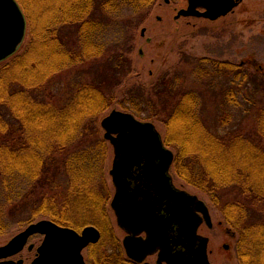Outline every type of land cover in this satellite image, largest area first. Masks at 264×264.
<instances>
[{"label": "trees", "instance_id": "trees-1", "mask_svg": "<svg viewBox=\"0 0 264 264\" xmlns=\"http://www.w3.org/2000/svg\"><path fill=\"white\" fill-rule=\"evenodd\" d=\"M17 1L30 33L25 52L0 69V234L9 230L7 207L39 190L30 220L50 218L78 229L94 225L102 239L88 250L92 264H132L107 212L109 144L99 122L118 105L164 124L165 144L176 151L175 175L205 194L238 234V263L264 264V76L242 65L198 59L193 75L209 78L219 98L212 119L204 117L202 95L180 86L173 73L150 90L133 85L117 98L132 73L131 52L121 46L125 38L120 42L111 33L122 29L130 45L133 18L156 0ZM126 11L133 20L121 25L117 20ZM69 27L75 29L63 35ZM109 38L121 47L110 48ZM107 52H113L109 62L82 74L57 105L56 77Z\"/></svg>", "mask_w": 264, "mask_h": 264}, {"label": "rangeland", "instance_id": "rangeland-1", "mask_svg": "<svg viewBox=\"0 0 264 264\" xmlns=\"http://www.w3.org/2000/svg\"><path fill=\"white\" fill-rule=\"evenodd\" d=\"M175 1L170 6L166 4L165 0H156V2L150 7V9L141 13L137 18L131 19L130 13L125 12L121 15L118 23L126 25L129 21L134 22L135 30L134 37L131 38L130 45L126 41V36L123 34L122 29H116L111 35H120L122 37L120 42L124 45L122 48L126 49V52H131L129 58L132 63V73L125 80V83L118 88L116 94L117 98L123 96L124 91L133 85H143L147 90H150L156 83L159 77L166 73H173L178 75L181 79L179 82L182 87H190L203 97V112L206 119H212L213 106L217 105L216 101H219L217 92L210 90V79H200L193 75L194 70L197 67L198 59L211 58L214 60H220L223 62H229L237 65L245 63V67L248 69L260 73L264 76V24H253L238 26V32H241L242 40H231V36H224L221 31V26L218 24H209L197 19H188L191 22L188 23L186 19L179 21L174 19L176 16ZM180 7V4H177ZM261 12L262 10L259 9ZM102 16L105 14L99 12ZM160 16L162 21H158L157 17ZM127 28V27H126ZM146 29V33L142 36V30ZM75 28H65L62 32L63 35L69 34ZM29 28L27 37L18 51L17 55L25 52L29 45ZM62 35V36H63ZM147 38L151 41L148 42ZM226 38V40L224 39ZM109 47L120 46L115 42V39L109 38ZM225 42L229 46L225 47ZM120 46V47H121ZM143 50V54H140V50ZM130 50V51H129ZM113 52H107V54L96 60H91L85 64L78 65L74 68L64 71L56 77L55 88L57 105L64 103L67 99L68 92L71 90L72 85H75L80 80L81 75L89 72L95 73L97 66H104V63L109 62L110 56ZM17 55L9 58L3 63H0V69L7 63L11 62ZM85 71V72H82ZM151 71V73H150ZM187 77L188 83H185ZM189 84V85H188ZM214 99V100H213ZM113 110H121L118 105H113L108 112L100 117V132L102 137L105 131L101 127L102 120L110 114ZM155 123L158 131L165 139L166 128L164 124L159 120H151ZM2 134H0V137ZM2 140V138H0ZM108 155L106 160V181L109 189L112 192V196L107 204V212L113 228V234L120 240L121 244L126 237L125 232L120 228L117 223V218L114 210L111 207V202L114 196V185L110 171L113 167L114 151L110 143H108ZM175 154V149L171 148ZM177 184L184 187L191 194H196L200 199L204 200L210 209V214L213 221L212 228L204 225L199 229V235L209 239L208 254L211 264H239L235 257V243L238 239V234L229 229L223 220L220 212L215 208L208 197L198 189L183 182L176 177ZM35 190V194L29 195L28 200L22 201V199L14 205L8 206L6 210V221L9 225V230L6 233L0 234V246L8 244L18 233L23 230L30 223H37L44 218H37L30 220L32 207L38 200V192ZM0 204L4 202V197L0 191ZM51 195V194H50ZM102 232V231H101ZM20 234V233H19ZM224 245L230 247L229 250L224 249ZM123 247V246H122ZM90 249V248H89ZM88 249V250H89ZM85 249L83 255L87 264H92L89 259V251ZM114 249H111L109 253H113ZM125 258L128 260L127 255ZM157 258H149L147 260L150 264H157Z\"/></svg>", "mask_w": 264, "mask_h": 264}, {"label": "water", "instance_id": "water-1", "mask_svg": "<svg viewBox=\"0 0 264 264\" xmlns=\"http://www.w3.org/2000/svg\"><path fill=\"white\" fill-rule=\"evenodd\" d=\"M189 7L183 10L179 17L206 13L197 12L198 7L205 6V0H189ZM146 29L142 30L145 34ZM27 35V18L17 0H0V62L15 55L25 41ZM105 130L104 138L115 147V159L110 174L113 177L117 194L112 202L119 225L128 230L135 226L134 234L147 233V238H135L131 235L123 240V246L128 257L142 263L148 255L159 252V263L167 264H211L208 258L209 239L198 234L202 221L212 227L213 222L205 201L186 191H170L171 200L168 213L173 216L171 222H176L179 235L168 241L163 233L159 220L154 218V211L146 205L133 204L126 206L125 192L129 184L124 180L127 165L138 164L146 160L148 165H154L158 160V178L163 186L170 183L167 172L173 164L174 152L163 142L160 132L151 122H141L128 112L114 110L101 122ZM156 167V166H155ZM153 173V171H152ZM150 178L156 183V174ZM199 214H198V213ZM169 219L164 224L169 225ZM40 232L46 235L39 249V257L32 264H86L83 251L91 244L100 242L101 231L93 226H86L81 232L70 227H62L44 219L30 225L24 232L15 236L8 245L0 247V259L19 251L28 237ZM173 243L177 249L173 252ZM178 248H181L179 250ZM149 264V263H145Z\"/></svg>", "mask_w": 264, "mask_h": 264}, {"label": "flooded vegetation", "instance_id": "flooded-vegetation-1", "mask_svg": "<svg viewBox=\"0 0 264 264\" xmlns=\"http://www.w3.org/2000/svg\"><path fill=\"white\" fill-rule=\"evenodd\" d=\"M175 1V10H176V16H174V19L179 21L181 19H186L188 23L191 21L188 19H197L199 21H204L209 24H218L221 26L222 34L226 37L228 35L231 36V40H242L243 37L241 35V32H238L237 27L245 25H253V24H264V0H205V6L204 7H198L197 12L200 13H206V16H201L196 13L195 15L191 16H180L179 14L183 10H187L190 3L189 0H165L166 4L169 6ZM177 4H180V7H178ZM259 9L262 11L260 12ZM158 21H162V18L160 16L157 17ZM145 34H142L144 36ZM226 40V38H224ZM148 42L151 41L150 38H147ZM229 46L225 42V47ZM230 48V46H229ZM140 54H143V50H140ZM211 59V58H210ZM245 64V63H241ZM151 73V71H150ZM114 161L117 158L116 149L114 146ZM168 148V147H167ZM170 149V148H168ZM136 163H131L127 165V173H125L124 180L128 185L126 192H125V198H126V206H130L133 204H140L146 205L147 207H150L154 211V218L159 220V225L164 228L163 233L167 235L168 241H173L174 238H177L179 235V227L176 222H171L173 216L168 213V207L171 204V200L169 198V194L167 193L168 189L172 191H186L188 192L184 187L181 185L179 186L176 182V176L173 172V164L170 166L167 175L170 177V183L166 186H163V181L158 178V170H159V164L160 162L158 160L155 161L154 165H148L146 160H139ZM153 171L151 174V177L156 174V183L151 179L149 176V172ZM154 178V177H153ZM113 181V177H112ZM114 196L115 198L117 194V187L114 184ZM191 194L190 192H188ZM113 202V200H112ZM115 211V210H114ZM169 219V225L164 224L165 221ZM52 222L56 223L59 226L67 227L66 225L59 224L52 219L49 218ZM33 223L28 224L23 230H21L19 233L24 232L30 225ZM206 225L207 223L205 221H202L200 228L202 226ZM129 229L123 231L126 234V237L131 235L135 238H147V233L144 231L143 233L134 234L133 231H135V226L128 225ZM212 228V227H209ZM80 231V230H79ZM18 233V234H19ZM46 238L45 234H42L40 232L34 233L30 235L27 239V241L24 243L23 247L19 249L16 253H14L11 256L5 257L0 259V264H32L35 259L39 256V249L43 245L44 240ZM209 244V242H208ZM6 244L0 246H6ZM171 247L173 248V252L176 251L177 247L171 243ZM181 250V248H178ZM225 250H229L230 247L228 245H224ZM88 250V249H87ZM159 252L158 250L156 253L148 255L146 259L144 260V263H148L147 260L149 258L156 257L157 258V264H166L159 263ZM128 258V257H127ZM128 261H130L132 264H144L136 262L130 258H128Z\"/></svg>", "mask_w": 264, "mask_h": 264}, {"label": "bare ground", "instance_id": "bare-ground-1", "mask_svg": "<svg viewBox=\"0 0 264 264\" xmlns=\"http://www.w3.org/2000/svg\"><path fill=\"white\" fill-rule=\"evenodd\" d=\"M198 213V212H197ZM199 214V213H198ZM47 220H49V218L47 219ZM51 221V220H50ZM70 228H72V229H74V230H76V231H79L80 229H78V228H75V227H71L70 226ZM93 245H96V244H91V245H89L86 249H89L91 246H93ZM40 255V254H39ZM39 257V256H38ZM37 257V258H38Z\"/></svg>", "mask_w": 264, "mask_h": 264}]
</instances>
